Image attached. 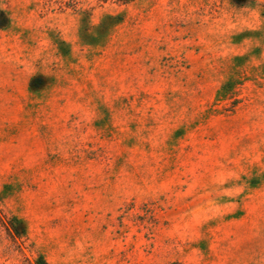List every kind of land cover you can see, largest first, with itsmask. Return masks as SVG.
Returning <instances> with one entry per match:
<instances>
[{
  "label": "rangeland",
  "instance_id": "1",
  "mask_svg": "<svg viewBox=\"0 0 264 264\" xmlns=\"http://www.w3.org/2000/svg\"><path fill=\"white\" fill-rule=\"evenodd\" d=\"M0 3V264H264V0Z\"/></svg>",
  "mask_w": 264,
  "mask_h": 264
},
{
  "label": "trees",
  "instance_id": "2",
  "mask_svg": "<svg viewBox=\"0 0 264 264\" xmlns=\"http://www.w3.org/2000/svg\"><path fill=\"white\" fill-rule=\"evenodd\" d=\"M114 1L125 4V3H130L134 0H114ZM232 1L237 5H244L247 2H249V0H232ZM122 20H123V16L121 14H114V15L113 14H106V15H104L103 18L101 19L100 23L97 26V28L101 30V33H99L98 35L91 34L90 35L91 41H89L88 43L94 44V42L96 40H100L98 38H101L103 35L106 34L107 31H109L111 28H113L114 26L119 24ZM11 22H12V20H11L9 12L0 3V29L9 28L11 26ZM85 29L86 28L83 29L84 32H85ZM95 38H97V39H95ZM245 59H247V57H245V56H236L235 57V60L238 61L239 64L242 63L243 61H245ZM35 79L36 78H34L31 81V87L32 88H34L35 86L36 87L40 86V85H35V83H34ZM233 87H234L233 81L230 79L226 80L223 83V85L221 86V88L219 89L218 95H221L222 93H224L225 95L229 94V92H231ZM8 230L10 231V233L13 235L14 238L22 239V238L26 237V235H27L26 221L18 215H13L8 220ZM35 264H50V263L46 260V258L43 255H39V257L35 261Z\"/></svg>",
  "mask_w": 264,
  "mask_h": 264
}]
</instances>
